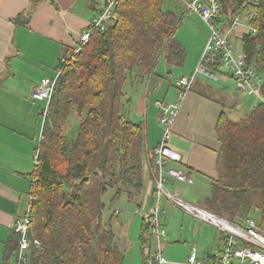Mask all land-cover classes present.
I'll return each mask as SVG.
<instances>
[{
    "label": "trees",
    "instance_id": "trees-1",
    "mask_svg": "<svg viewBox=\"0 0 264 264\" xmlns=\"http://www.w3.org/2000/svg\"><path fill=\"white\" fill-rule=\"evenodd\" d=\"M245 1L254 0H221L223 12L233 16ZM256 1L257 6L245 9L257 12L251 20L257 32L236 39L246 62L264 76V0ZM116 10L118 19L105 31H95L64 68L49 105L30 175V234L40 246L31 251L28 264L123 263L111 224L119 210L106 222L104 196L113 191L112 206L124 194L140 207L148 157L147 127L131 115L128 88L144 85L162 55L182 62L185 49L176 36L181 18L165 8L164 0H121ZM72 114L79 122L77 136L69 138ZM216 133L221 142L218 176L211 181L207 207L230 220L238 214L250 217L255 209L264 214V101L240 120L223 111ZM149 164L153 171L151 159ZM146 230L144 222L143 244ZM18 247L14 232L6 264Z\"/></svg>",
    "mask_w": 264,
    "mask_h": 264
},
{
    "label": "crops",
    "instance_id": "crops-1",
    "mask_svg": "<svg viewBox=\"0 0 264 264\" xmlns=\"http://www.w3.org/2000/svg\"><path fill=\"white\" fill-rule=\"evenodd\" d=\"M33 2L0 0V264H6L7 243L14 234L15 218L27 211L31 199L33 154L44 126L41 113L44 104L36 101L32 92L45 78L56 75L61 57L77 45L80 34L89 28L105 0ZM190 33L191 46L178 39L185 49L182 62L162 55L155 72L144 85L128 88L133 99L131 115L147 127L148 157L141 206L134 205L126 215H121L119 210L114 216L117 222L115 241L124 252L122 264H147L142 241L144 216L138 210H148L154 205L157 170L154 167L151 170L149 159L166 131L159 119L160 105L178 101V81L195 71L208 39L207 33L201 36ZM237 48L239 55L244 56L242 43ZM260 102L257 96L240 93L233 78L215 81L197 75L192 88L181 100L166 141L182 154L181 162L168 160L167 165L182 170L188 181L170 177L167 188L178 190L183 197L184 188L191 186L198 192L192 203L209 209L205 200L212 194V179L218 176L217 158L221 148L216 124L223 111L239 113L240 118L234 120H240ZM76 117L72 114L67 131L71 132ZM201 195L203 199L200 200ZM161 208L167 238L159 245L168 260L166 264H185L193 247L197 256L204 259H210L223 247L226 235L216 225L184 213L166 199L162 200ZM247 217L238 214L232 220L243 224ZM152 244V250H157L155 238ZM14 262L11 256L9 264Z\"/></svg>",
    "mask_w": 264,
    "mask_h": 264
},
{
    "label": "built area",
    "instance_id": "built-area-1",
    "mask_svg": "<svg viewBox=\"0 0 264 264\" xmlns=\"http://www.w3.org/2000/svg\"><path fill=\"white\" fill-rule=\"evenodd\" d=\"M178 1L183 3L186 12L200 16L209 26L210 32L197 68L191 75L183 76L178 81L180 86L178 101L160 105L159 119L160 123L166 126V131L162 142L152 150L150 155L152 164L157 170L153 192L154 205L148 210H138L143 214L144 222L147 225L144 244L146 263H168L159 245L167 238V230L162 223L163 211L161 208L162 200L166 199L184 213L210 222L226 232L223 247L210 259L199 258L196 248L193 247L185 264H264V231L254 217H247L242 225H238L226 217L184 199L178 190H170L166 186L170 177L183 182L188 181L182 170L167 165L168 160L181 162L182 154L168 146L166 141L170 135L171 124L180 109L181 100L192 88L197 75H203L215 81L222 78H233L240 93L263 99L261 89L264 85V76L252 63L246 62L244 56L239 55L235 41L238 34H255L257 32V29L251 25V20L256 17L257 12L255 10L248 12L245 8L247 5L257 6L258 1H245L242 8L233 16H228L223 12L221 0ZM120 2L121 0H105L89 28L80 34L77 45L71 52L61 57L56 68V75L53 78H45L33 90V98L44 104L41 111L44 121L64 68L82 52L95 31H105L109 24L118 19L119 15L116 9ZM42 139L43 130L33 154L35 165L39 159ZM31 204L32 198L27 211L16 217L14 221V232L19 235V247L13 252L14 264H28L31 251L40 246V241L30 234ZM153 238L158 243V249L154 251L152 250Z\"/></svg>",
    "mask_w": 264,
    "mask_h": 264
},
{
    "label": "rangeland",
    "instance_id": "rangeland-1",
    "mask_svg": "<svg viewBox=\"0 0 264 264\" xmlns=\"http://www.w3.org/2000/svg\"><path fill=\"white\" fill-rule=\"evenodd\" d=\"M164 6L166 9L173 10L176 13H178V15L181 18V23L178 27L177 34H176L177 40L178 39L184 40L186 41V43H189L191 46L192 37L189 38V35H191L190 32H196L197 34H199V36L203 35L204 33L205 34L207 33V35L209 36L208 34L210 32L209 26L197 14L186 12L185 7L182 2L178 0H164ZM235 41L238 46L241 45V41L239 39H235ZM260 99L261 101H264L262 98ZM227 113L232 119L240 118L239 113L237 112L233 114L232 112L229 113L228 111ZM78 122L79 121L76 117L73 120L74 130H71V134H69V138H74L77 136L76 126ZM197 193L198 192H196L195 190L191 188V186H189V187L184 188L182 195H183V198L185 199L188 198L189 200L188 199L187 200L188 201L191 200L190 202H192L193 199L197 197ZM251 195L255 196V193H251ZM112 197H113V191H109V193L104 196V201L106 202V205H107L106 210L104 211V217H105L106 222H108V219L111 217V213L115 209L121 210L122 211L121 215H126V214H130V211H132V208L134 207V204L128 202L127 196L124 194L120 197V199L115 201L114 204L111 206L110 202H111ZM199 199L200 200L203 199V196L201 195ZM253 217L257 220L260 228L264 231V214L261 212V210L255 209L253 212ZM232 221L237 223L238 225H242V223L238 220H232ZM116 223H117L116 218L113 217L111 220L113 229L117 226ZM223 233L226 235V232L224 230H223Z\"/></svg>",
    "mask_w": 264,
    "mask_h": 264
}]
</instances>
